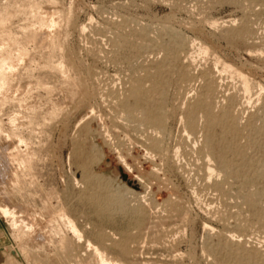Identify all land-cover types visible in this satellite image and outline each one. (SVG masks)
<instances>
[{"label": "rangeland", "instance_id": "obj_1", "mask_svg": "<svg viewBox=\"0 0 264 264\" xmlns=\"http://www.w3.org/2000/svg\"><path fill=\"white\" fill-rule=\"evenodd\" d=\"M5 34L0 206L40 235L0 214V264H264V0H0Z\"/></svg>", "mask_w": 264, "mask_h": 264}, {"label": "bare ground", "instance_id": "obj_2", "mask_svg": "<svg viewBox=\"0 0 264 264\" xmlns=\"http://www.w3.org/2000/svg\"><path fill=\"white\" fill-rule=\"evenodd\" d=\"M5 35L6 36L5 37L3 36L4 37L3 39H0V103L3 102L2 104H5L4 101H7V100L8 101L9 100L12 101L13 99L16 100V98H17L16 96H18V93H19V88L17 90L13 91L14 90L13 89V82L15 80H17L19 64L20 63L22 64V62L26 59V56L28 55V51H27V49L25 47H20V49L17 50V51L14 50L12 48V43H13V39L14 38L12 39V43H11V37L8 36L7 34H5ZM204 52L206 53V50H204ZM244 84H245V90L248 91L251 84L249 85V82L247 84V81H244ZM190 94H192V93H190ZM19 99H20V97H19ZM192 101H193V99H192ZM20 106L22 107L21 103H20ZM18 116H16V115L15 116H13V115L11 116L10 115V117L8 118L9 125H11L12 127L18 125V122H19L18 121V119H19ZM0 131L2 132L1 134L5 133L1 127H0ZM11 136L12 135L7 136V137L10 138ZM15 136L16 135H14L13 139H16ZM17 141H18L19 145L18 146L16 145V146L13 147V149H11L12 151L9 153V156H8V159H7V163L3 164L7 168H8V166L9 167H13L15 165L18 166L17 168H23L28 163H30L28 158H26V157L24 158L25 155L22 154V153H24V152H22V148H24L25 145H23V144L25 142H23L20 138ZM25 147L28 148L27 145ZM211 169L208 168V175L210 176V178H213L211 176L213 175L214 171L211 170ZM208 175H207V177H209ZM13 181L15 183L19 182L18 177L16 175H15ZM0 214L11 223V226L15 229V231L17 233L16 235L18 236V238L23 237L24 236L23 233L26 230H27V232H29L31 234L30 235L29 233H27V234L30 235V237L32 239H33V237L35 238V237H38V235H40L38 229L35 227V224L32 223L30 225L29 223H26L24 220H22V218H21L22 216L20 217V215H18V213L14 209L9 208L6 205L5 206H0ZM24 229H26V230H24ZM67 229H68L67 233L66 234H62V236H61L62 237L61 238V244H66L67 242L71 241L75 245V244H79V243L83 242V236H82L81 232L79 231V229L77 228V226L75 225V223L73 221H71V220L68 221V228ZM27 238H29V237L27 236L26 238H23V239H27ZM86 247H87L86 251L88 253L91 252L89 255H91L92 260L94 261V264H125V263H122V262H119V261H114V260L108 258L107 255L104 252H102L100 248L93 246L91 243H88V246H86ZM83 254H85V253H83ZM87 254H86V256H87ZM86 256H84V257H86ZM87 257H86V259H87ZM74 258H78V261H80V259H81L79 255H75ZM83 260H85V259H83ZM81 263H83V262H81Z\"/></svg>", "mask_w": 264, "mask_h": 264}]
</instances>
